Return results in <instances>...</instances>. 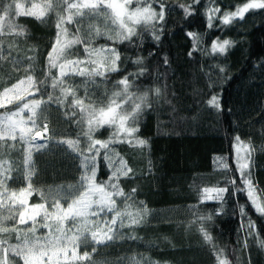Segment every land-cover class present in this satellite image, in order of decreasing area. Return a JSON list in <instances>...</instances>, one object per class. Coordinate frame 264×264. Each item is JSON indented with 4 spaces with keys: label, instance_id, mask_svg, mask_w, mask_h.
<instances>
[{
    "label": "trees",
    "instance_id": "1",
    "mask_svg": "<svg viewBox=\"0 0 264 264\" xmlns=\"http://www.w3.org/2000/svg\"><path fill=\"white\" fill-rule=\"evenodd\" d=\"M75 1L0 0V93L27 85L49 133L30 151L0 134V197L25 193L19 204L0 203V264H26L59 230L31 209L76 198L88 167L114 210L87 256L65 264H264V216L231 183L243 186L242 143L264 206V9L225 25L224 13L250 0H163V21L159 0H128L148 13L129 20L101 0L73 13ZM60 34L66 43L55 54ZM225 39L226 53H212ZM107 51L112 67L92 57ZM212 95L219 110L207 104ZM225 186L233 194L221 200L214 190Z\"/></svg>",
    "mask_w": 264,
    "mask_h": 264
},
{
    "label": "rangeland",
    "instance_id": "2",
    "mask_svg": "<svg viewBox=\"0 0 264 264\" xmlns=\"http://www.w3.org/2000/svg\"><path fill=\"white\" fill-rule=\"evenodd\" d=\"M101 1L113 8L119 19L129 20L148 15L145 11L129 9L128 0ZM98 2L99 0H76L69 9L73 13H78L95 6ZM238 8L226 13L235 12ZM65 43L66 39L63 34H60L53 52L56 54L62 50ZM111 55V52L107 51L101 53V57H106L105 60L97 53H93L92 57L97 64L102 65L105 61L106 66L112 67V61L107 60V58L112 59ZM77 67L84 70L82 62ZM67 68L71 69L72 64L61 66L59 72L65 73ZM0 108L3 109L0 113V134L20 139L27 151L48 141L49 133L46 124L38 119L40 101L31 96L27 85L17 84L1 92ZM110 115L109 110H103L99 117L109 119ZM38 134L43 138L41 143L37 142ZM235 153L236 156L237 153L243 156L245 158L243 162L248 163L246 145L238 143ZM0 173H3L2 167H0ZM84 175L85 188L76 198L71 199L67 195H62L48 206L31 209L32 215L44 214L48 219L60 222L61 227L58 231L51 230L38 251L27 253L24 256L26 264H65L83 259L87 256L85 251L89 243L101 237L103 225L114 210L112 194L92 182L93 170L91 168L88 167ZM0 198H2L0 201L2 205L19 204L25 198V193L23 190H7Z\"/></svg>",
    "mask_w": 264,
    "mask_h": 264
},
{
    "label": "snow or ice",
    "instance_id": "3",
    "mask_svg": "<svg viewBox=\"0 0 264 264\" xmlns=\"http://www.w3.org/2000/svg\"><path fill=\"white\" fill-rule=\"evenodd\" d=\"M159 6H160V11H159V17L158 18H159V21H163L164 20V14H165V7H164L163 0H159ZM257 9H264V0H250V2L245 3L242 7L238 8L235 12L225 13L223 15V18H222V23L227 25V24H230L231 21L235 18L243 19L245 13H247L250 10H257ZM215 11H219V9L217 8V9H215ZM208 26H209V28L212 27L211 17H209ZM189 35H193V34L189 33ZM155 39L159 40L160 36L156 35ZM232 43L233 42H231L228 39H225L220 43L213 42L212 53L219 52L221 55H224ZM189 55L191 56V52L189 53ZM163 63L165 66L168 65L167 57L164 58ZM219 70H220V72H224V68H220ZM143 74L144 73H140L138 75H143ZM155 92L157 95H159L160 88H156ZM207 104L209 106L217 109V110L220 109V101L216 95H212L211 99L207 101ZM138 131H139L138 128H134L132 131V135L135 136V133H137ZM236 140H237V142H239V140H240L239 136L236 137ZM138 143L143 145L145 143V141L139 140ZM244 159L245 158L243 156H241L239 153H237L236 164H237V169H238L239 174H240L241 184L243 186L237 185L235 179H233L231 181V183L235 187V192H245L246 191L248 198L251 200L252 204L255 206L256 211L259 212L261 214V216H264V206H260L259 204H257V200H256L255 196L253 195V191H254L253 190V183H252L250 173L245 171V169L248 167V165L243 162ZM208 191H210V190H208V189L205 190V192H208ZM214 191L216 193V197H218L219 199L222 200L223 194L229 193V188L227 186H225L222 188H217ZM229 194H233V193H229ZM216 197H211V198H216ZM241 214H244L243 207H241ZM248 227H249V230H251V228L255 227V225L251 221H249ZM261 247H264V241L261 242Z\"/></svg>",
    "mask_w": 264,
    "mask_h": 264
},
{
    "label": "water",
    "instance_id": "4",
    "mask_svg": "<svg viewBox=\"0 0 264 264\" xmlns=\"http://www.w3.org/2000/svg\"><path fill=\"white\" fill-rule=\"evenodd\" d=\"M36 139H37V142H39V143H41L43 140L42 136L39 134L37 135Z\"/></svg>",
    "mask_w": 264,
    "mask_h": 264
}]
</instances>
